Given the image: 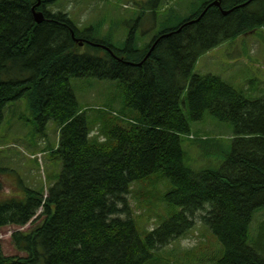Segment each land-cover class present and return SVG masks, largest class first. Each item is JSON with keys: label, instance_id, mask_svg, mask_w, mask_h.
<instances>
[{"label": "trees", "instance_id": "1", "mask_svg": "<svg viewBox=\"0 0 264 264\" xmlns=\"http://www.w3.org/2000/svg\"><path fill=\"white\" fill-rule=\"evenodd\" d=\"M56 1L42 0L37 23V0H0V127L25 98L35 130L56 122L58 142L48 147L62 164L47 197L27 187L22 198L0 200V232L16 227L11 240L21 253L5 255L0 240V264H150L155 252H169L166 246L188 235L196 218L222 245L215 264H264V239L256 247L249 233L264 207V94L252 98L220 75L194 71L223 42L264 28V0H207L143 47L134 30L120 47L109 37H86L68 14L47 9ZM81 36L99 45L81 52ZM72 78L117 82L122 113L81 107ZM207 115L230 128L232 146L196 136L201 157L215 155L219 163L194 169L182 137L192 133L191 120ZM158 173L169 182L158 212L171 214L142 234L131 194ZM135 201L154 220L153 204ZM31 220L30 229H18Z\"/></svg>", "mask_w": 264, "mask_h": 264}, {"label": "rangeland", "instance_id": "2", "mask_svg": "<svg viewBox=\"0 0 264 264\" xmlns=\"http://www.w3.org/2000/svg\"><path fill=\"white\" fill-rule=\"evenodd\" d=\"M204 2L206 0H57L48 6V10L53 13L62 11L68 14L82 32H86L85 34L90 33L92 27L96 28L94 34L97 38L109 37L117 47L125 43L130 32L134 30L137 44L143 47L154 34L167 27L178 25ZM79 50L83 52L85 47H79ZM256 56L259 60L251 61L250 57ZM247 69L251 72L245 73ZM194 71L200 74L220 75L236 88L246 89L250 97L261 96L264 94V28L223 42L202 55ZM250 82L256 83L258 88L249 89ZM71 84L81 107L112 108L119 114L122 113L120 99L114 101L116 96L117 98L120 96L117 82L97 78H72ZM15 105V114L6 113V118L0 127V166L4 169V172L0 173V200L8 196L20 198L27 187L34 191L43 189L46 193L47 187L54 182V178L56 180L62 168L61 161L51 158L48 147V145L53 147L58 142L56 122L51 119L43 130L37 131L35 123L31 121L27 100L23 98ZM90 113H94V109ZM131 117L127 116L128 119ZM191 125L192 134L195 136L202 138L219 136L227 149L232 146L229 137L230 128L211 116L207 115L202 121L191 120ZM193 141L188 135L182 137V146L187 155L186 163L194 169L218 166L219 162L215 161L218 157L205 155V158H202V150ZM40 153L44 156L39 157ZM139 182L141 183L135 184L142 188L140 187L136 197L131 194V202L134 214L141 215L135 214L134 217L143 234L158 226L171 214L169 211L166 214L158 212L161 206H165L161 199L169 188V182L163 173L154 174L148 180ZM146 184L147 187L144 188ZM140 197L142 201L153 204L157 215L154 216V220L149 222L148 214L144 215L147 209L140 207L135 201H140ZM42 219L43 217L39 221ZM263 222L264 207L256 211L250 225V243L256 247L259 246L263 235L261 234ZM31 227L30 223L23 227V230ZM15 229L16 227H4L1 231L3 250L7 256L21 255L10 238ZM203 241L205 242L202 243V247L194 253H183L196 248ZM221 247L210 228L202 219L196 218L194 229L188 235L166 246L164 249L169 252L163 249L155 252V259L150 264H215L216 257L222 253Z\"/></svg>", "mask_w": 264, "mask_h": 264}, {"label": "water", "instance_id": "3", "mask_svg": "<svg viewBox=\"0 0 264 264\" xmlns=\"http://www.w3.org/2000/svg\"><path fill=\"white\" fill-rule=\"evenodd\" d=\"M215 4L219 5V2L218 1H214ZM41 5V0H37L36 4L32 7L33 8V11H34V16H35V19H36V22L37 23H40L44 20V13L40 10H36V8L38 6Z\"/></svg>", "mask_w": 264, "mask_h": 264}, {"label": "crops", "instance_id": "4", "mask_svg": "<svg viewBox=\"0 0 264 264\" xmlns=\"http://www.w3.org/2000/svg\"><path fill=\"white\" fill-rule=\"evenodd\" d=\"M199 169H201V168H199ZM264 223V222H263ZM264 232V230H261V234ZM263 238H264V236H262Z\"/></svg>", "mask_w": 264, "mask_h": 264}, {"label": "bare ground", "instance_id": "5", "mask_svg": "<svg viewBox=\"0 0 264 264\" xmlns=\"http://www.w3.org/2000/svg\"><path fill=\"white\" fill-rule=\"evenodd\" d=\"M41 4H42V0H41ZM82 39H86V38L82 37Z\"/></svg>", "mask_w": 264, "mask_h": 264}]
</instances>
